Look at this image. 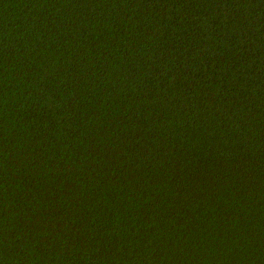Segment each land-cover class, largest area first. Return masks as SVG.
Wrapping results in <instances>:
<instances>
[{"label":"trees","instance_id":"1","mask_svg":"<svg viewBox=\"0 0 264 264\" xmlns=\"http://www.w3.org/2000/svg\"><path fill=\"white\" fill-rule=\"evenodd\" d=\"M0 264H264V0H0Z\"/></svg>","mask_w":264,"mask_h":264}]
</instances>
